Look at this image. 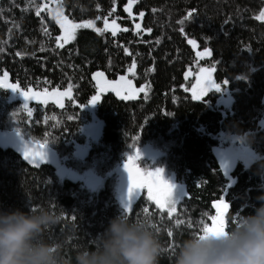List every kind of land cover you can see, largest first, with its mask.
Masks as SVG:
<instances>
[{"label": "trees", "instance_id": "1", "mask_svg": "<svg viewBox=\"0 0 264 264\" xmlns=\"http://www.w3.org/2000/svg\"><path fill=\"white\" fill-rule=\"evenodd\" d=\"M129 3L0 0V83L17 85L20 92L68 90L70 96L63 107L51 99L25 103L19 92L0 87V131L11 129L23 139L47 143L63 166L57 172L51 163L34 165L11 144L0 146V210L43 206L60 215L46 237L63 244V264H75L77 250L91 247L109 220L124 214L117 169L137 149L152 154L140 155L136 163L171 173L186 193L171 217L144 193L127 214L156 226L159 264H173L179 245L200 232L201 221L211 226L215 205L228 204L229 229L254 212L264 193V19L257 18L264 0H132L126 10ZM52 5L67 20L94 26L77 29L75 40L58 47L61 28L47 12ZM105 18L111 26L116 21L115 35L112 28L95 30L105 28ZM205 49L211 54L197 55ZM201 67L229 92L224 112L216 105L217 90L199 100L187 91L186 75ZM98 72L118 85L124 76L144 91L132 99L112 89L101 91ZM94 96L98 102L89 104ZM91 121L101 122L94 139L86 131ZM230 137L255 157L247 164L244 158L235 160L231 181L215 155L218 150L229 155L224 149ZM76 146L88 147L86 154L81 156ZM83 174L102 180L101 187L81 189L78 176Z\"/></svg>", "mask_w": 264, "mask_h": 264}, {"label": "clouds", "instance_id": "2", "mask_svg": "<svg viewBox=\"0 0 264 264\" xmlns=\"http://www.w3.org/2000/svg\"><path fill=\"white\" fill-rule=\"evenodd\" d=\"M252 214L223 233H193L174 254L173 264H264V193ZM62 217L43 206L0 210V264H63V244L46 233ZM91 247L77 250L75 264H159L161 242L148 218L118 214Z\"/></svg>", "mask_w": 264, "mask_h": 264}, {"label": "snow or ice", "instance_id": "3", "mask_svg": "<svg viewBox=\"0 0 264 264\" xmlns=\"http://www.w3.org/2000/svg\"><path fill=\"white\" fill-rule=\"evenodd\" d=\"M131 2L132 0H130L128 8H130ZM128 8H126V10H128ZM39 12H40V9L37 8L38 15H39ZM188 15L190 17L192 13H189ZM141 16H143V13H141ZM257 18L264 19V12H262L261 15ZM57 23L60 25V28L63 30V35L56 38L58 41V45H57L58 47H64V44H67L70 41L75 40L77 29L91 28L94 26V22L92 21L83 22V23H73L72 21L67 20V18H61L59 13H58ZM104 23H105L104 29H95L98 33L108 30L109 25H108L107 18H105ZM112 28L114 29V31L112 32L113 35L116 34V31L120 30L119 27L116 25L115 20L112 21ZM136 28L140 29V25L137 24ZM123 31H127V29H123ZM59 41H63V43H59ZM189 43L192 44L193 47L196 46L195 41L189 40ZM206 54L207 55L211 54L208 49H205L204 53H199V52L197 53L198 56H203ZM134 68H135V62H133L132 67L129 68V72H133ZM201 73L202 75L198 77L197 85L193 86V92H192L193 99H197V100L205 96L209 90L215 89L219 91L221 87L220 84L212 80L211 74L207 69H201ZM94 75L97 77H102L103 73L98 72V73H95ZM4 76L7 77V73H4ZM120 81H123L128 86L129 90L131 89L132 87L131 81H128L126 77L121 76ZM227 82L228 81L225 80L224 84H226ZM115 83L116 82H113V85H115ZM0 87H7L8 89H11L14 92H19V94L23 96L25 101L29 99H38L40 100L41 103H47L46 99L41 98L40 93H32L31 95H29V93L27 92H20L17 85H14V84L4 85L0 83ZM197 88H199V92L197 91ZM104 90H107V89H104ZM112 90L117 91V94L119 95V91L117 90L115 86H113ZM140 91H144V87H141ZM29 92H31V90H29ZM59 96L60 97L69 96V93L60 92ZM123 98L132 99L134 98V96L126 95ZM56 102L60 104V107H63V104L59 100H57ZM97 102H98V97L94 96L92 100L89 102V104H95ZM17 134L19 135L20 133L17 131ZM47 146H48L47 143H41L37 141L25 142V139L23 138L21 141V147L24 152V158L34 163L36 161L44 162L47 159ZM139 157H140V150L137 149L136 156L134 157L132 155H129L127 158V161L123 164V169L127 173V193H128L127 199L122 198V206H123L124 215L127 216V214L130 213L132 202L135 199V195L138 194L137 190L146 188L148 192V199L150 201H154L156 208L160 210L161 212L167 209L168 216L171 217L178 201L180 200V197L173 198V189L175 185L171 184L169 181L163 178L161 168H156L154 171L142 172L140 168L134 166V163H129V162L134 161L135 159H138ZM182 195L185 196L186 193H182ZM215 207L218 210V214L210 217L212 221L211 226H209L208 224H204L203 221H201V224H203V227L202 229H200L199 233H203V232L223 233L227 230L228 221L225 218L224 212L220 211V209L222 207L224 210H227L228 204L222 201L220 205H215ZM183 223L184 221L182 220L176 221L177 225H180ZM153 227H156V226L153 225ZM189 227H191V224H189ZM157 231L159 230L157 229ZM167 234L169 236L173 235L171 230H169Z\"/></svg>", "mask_w": 264, "mask_h": 264}, {"label": "rangeland", "instance_id": "4", "mask_svg": "<svg viewBox=\"0 0 264 264\" xmlns=\"http://www.w3.org/2000/svg\"><path fill=\"white\" fill-rule=\"evenodd\" d=\"M60 12H61V10H60ZM81 23H83V22H81ZM62 35H63V30L61 29L59 37L62 36ZM57 43H58V41H57ZM59 43H63V41H59ZM201 69H207L210 72V74H211V70L210 69L205 68V67H201L193 75H191V73L190 74L188 73L186 75L187 80L190 81V84H189V86L187 88L188 89L187 91L190 93L191 98H193V95H192L193 86L197 85V79H198V77H200L202 75ZM126 79L128 81H131L132 87H131L130 90L128 89L129 91H126L125 89L128 88V86L125 83L121 82V83H119V85L116 83L118 85L117 86V90L119 91V96L124 97L126 95H132V96L136 97L138 95V93L140 92L141 88L139 89V88L134 87L132 80L128 79V78H126ZM211 90H214V89H211ZM197 91L199 92V88H197ZM60 92H68L69 93L68 90L51 92V95H52L51 96V101L54 102L55 104H57L58 106H60V104L56 102L57 100H59L62 103L63 99L65 97H68V96L60 97L59 96ZM216 92L218 94L217 97H216V105L221 106L222 110L224 112L225 110L228 109V107H230V103H231L230 94H229V92L227 90H221V89L219 91H216ZM100 127H101V122L100 123H95V122L93 123L91 121V123L87 124L86 131H87V133L92 132V134H93L92 137L94 139L98 135L97 132H99V128ZM13 140L21 142L22 141V137H21L20 134L18 135L16 131L11 130V129L0 131V146L9 145V144H11V142ZM28 141L29 140L25 139V142H28ZM75 150L77 152H80L79 154L81 156L82 155L84 156L86 154L87 150H88V147L76 146ZM224 150L228 151L227 153L230 156L233 157L234 161L244 158L245 164L249 163L250 161L253 160V158H255L254 155L250 154L249 151L246 150V148L243 146V144H241L240 140L237 141L235 138H231V137L229 138L227 144L225 145V149ZM151 152L152 151H150L149 149L145 148L143 150H140V155L141 156L145 155L146 157H150V156H148V154L151 155L152 154ZM136 160L137 159L132 161V163H134L135 167L140 168V170L142 172L154 171L156 169V168H151L149 165H144V164L143 165H139L138 163H136ZM44 162L51 163L55 167V169H60L61 170L63 168V166L60 163L57 155L53 151L48 149V148H47V159ZM44 162L36 161L35 163L34 162H32V163L34 165H38V164L44 163ZM88 175H90V176L88 177ZM162 176H163V178L165 180H167L171 184L175 185V187L173 189V198L180 197V199H181L183 197L182 193H184L183 186L181 184L175 182L174 178H173V175L171 173H166L163 169H162ZM78 177H79L78 180H80V183H81L80 184L81 189H83L86 192H95L101 187V181L102 180H100V179H98V178H96L94 176H93V178H95V179H92V175L91 174H83L82 176H78ZM139 193H144V195L148 198V192H147L146 188L140 189ZM120 199L122 200L121 194H120ZM151 202L155 205L154 201H151ZM164 211H166L168 213L167 209H165Z\"/></svg>", "mask_w": 264, "mask_h": 264}, {"label": "water", "instance_id": "5", "mask_svg": "<svg viewBox=\"0 0 264 264\" xmlns=\"http://www.w3.org/2000/svg\"><path fill=\"white\" fill-rule=\"evenodd\" d=\"M128 8V7H126ZM125 8V9H126ZM61 18H65L63 15L60 14ZM109 28H112L111 24H108ZM113 29V28H112ZM95 81L97 86L101 89V91H105L104 89H112L113 86H115L117 88V84L115 83V85H113V83H109L107 80L103 79V77H95ZM29 93V95H31L32 93H40L41 94V98L46 99L47 101L51 98L50 97V93H45V92H27ZM18 98L27 103V102H32V103H40V100L38 99H29L27 101L24 100L23 96H21L20 94H18ZM11 145L17 150L19 151L23 156H24V152L23 149L21 147V142H18L16 140H13L11 142ZM216 155V159L219 163V166L221 168V171L227 176V178L231 181L230 177L228 176V173L230 172V170L232 169L233 165H234V159L232 156L227 155L225 151L222 150H218L215 152ZM132 163V162H129ZM60 169H57V172H59ZM117 172L119 173V177H118V186L121 190V194H122V198L127 199L128 198V193H127V173L125 172V170L123 169V165L120 166L117 169ZM138 194L140 192V189L137 190ZM137 194V195H138ZM135 195V198L136 196ZM220 211H223L225 213V210L221 207Z\"/></svg>", "mask_w": 264, "mask_h": 264}, {"label": "flooded vegetation", "instance_id": "6", "mask_svg": "<svg viewBox=\"0 0 264 264\" xmlns=\"http://www.w3.org/2000/svg\"><path fill=\"white\" fill-rule=\"evenodd\" d=\"M47 12L49 13V17H51L56 23H57V19H58V13L61 14L59 12L58 9H56V6L52 5V6H49L47 8ZM62 15V14H61ZM59 25V24H58ZM60 26V25H59ZM109 82V81H108ZM110 83V82H109ZM50 96H51V93H50Z\"/></svg>", "mask_w": 264, "mask_h": 264}, {"label": "bare ground", "instance_id": "7", "mask_svg": "<svg viewBox=\"0 0 264 264\" xmlns=\"http://www.w3.org/2000/svg\"><path fill=\"white\" fill-rule=\"evenodd\" d=\"M46 93H48V92H46ZM51 96H52V95H51ZM51 96H50V97H51Z\"/></svg>", "mask_w": 264, "mask_h": 264}]
</instances>
